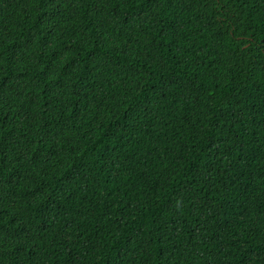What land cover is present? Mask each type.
Masks as SVG:
<instances>
[{
    "label": "trees",
    "instance_id": "trees-1",
    "mask_svg": "<svg viewBox=\"0 0 264 264\" xmlns=\"http://www.w3.org/2000/svg\"><path fill=\"white\" fill-rule=\"evenodd\" d=\"M0 264H264V0H0Z\"/></svg>",
    "mask_w": 264,
    "mask_h": 264
}]
</instances>
